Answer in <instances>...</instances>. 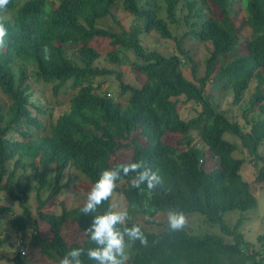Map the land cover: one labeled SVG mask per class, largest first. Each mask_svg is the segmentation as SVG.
Listing matches in <instances>:
<instances>
[{
    "label": "trees",
    "instance_id": "obj_1",
    "mask_svg": "<svg viewBox=\"0 0 264 264\" xmlns=\"http://www.w3.org/2000/svg\"><path fill=\"white\" fill-rule=\"evenodd\" d=\"M141 2L10 0L7 12L14 13L3 20L9 35L0 50V93L4 96H0V192L18 200L23 212L16 214L10 206H0V220L7 219L23 231L29 228L31 243L46 259L59 264L72 248L94 246L86 234L83 241L70 244L63 235L70 220L82 231L92 223L91 215L81 213L84 203L73 208L63 205L60 212L44 210L68 185L64 181L67 170H77L93 185L103 170L143 159L153 171H159L163 186L148 201L130 187L131 176L121 177L130 214L128 226L138 223L132 216L144 215L152 224L158 212L179 208L187 218L200 212L208 222L220 224L222 233L232 241L184 229L170 232L167 227L153 232L139 223L148 245L129 241L126 264H264L260 250L250 248L239 232L245 218H238L233 225L224 220L228 211H246L256 205L250 184L241 173L244 160L233 156L237 145L224 137L227 132L240 138L254 160L262 161L257 178L264 182V156L259 154L264 145V0H245L247 16L238 24L229 8L232 0ZM117 7L137 16L136 23L126 28L118 22L119 31L103 27V21L114 18ZM180 11H186L183 20L188 28L177 39L170 25L180 22ZM245 27L251 34L242 38L240 31ZM151 31L175 39L176 53L148 50L141 35ZM100 38H108L118 47L108 51L115 63L122 64L121 52L134 54L133 69L145 77L140 87L124 83L120 73L94 65L101 53L93 43ZM185 39L206 45L205 74L201 77L195 74L196 62L192 65L194 79L182 70L184 63L192 62L182 45ZM45 46L49 60L44 58ZM33 66L40 79L53 83L55 94L70 89L65 92L70 98L62 112L55 114L34 99L30 83ZM110 74L121 81L118 97L126 96L125 100L108 94L109 88L103 91ZM253 80L258 83L249 107L256 108L258 114L245 126L229 119L207 96L206 87L212 81L220 90L229 91L234 104H240ZM180 97L199 105V114L183 118ZM47 111L51 114L45 120L42 115ZM194 132L207 145L206 152L194 143ZM167 134H179L180 138L172 144L164 139ZM207 160L214 161L216 167L206 168ZM27 167L33 170L38 214L49 225L51 236L43 235L31 220V188L19 182L20 170ZM15 186L22 195L13 189ZM108 205L105 202L98 212ZM263 237L259 236L260 240ZM82 259L84 264H95L86 255ZM11 261L28 264L21 252Z\"/></svg>",
    "mask_w": 264,
    "mask_h": 264
},
{
    "label": "rangeland",
    "instance_id": "obj_2",
    "mask_svg": "<svg viewBox=\"0 0 264 264\" xmlns=\"http://www.w3.org/2000/svg\"><path fill=\"white\" fill-rule=\"evenodd\" d=\"M147 0H142L141 4H144ZM153 4H156L154 0H151ZM230 10L233 12L232 15L236 23H240L242 19L247 16L245 0H232ZM163 7V8H162ZM161 13L163 16L166 15L165 5L161 6ZM14 12H7L5 16L11 18ZM114 18L109 17L107 20L102 22L103 27L109 26L112 30L119 31L120 26L118 22L123 24L126 28L132 26L136 23L137 16L130 14L125 11L122 7H117L113 11ZM186 15V11H180L177 14L180 22L171 24L172 33L177 39H180L182 34L186 32L187 26L184 24L183 17ZM242 38H246L251 34V30L247 27L241 29ZM143 45L148 50H157L165 55H171L176 53V40L173 38H164L160 33L156 31H151L150 33H143L141 35ZM94 46L100 50L101 57L95 62L97 68H107L116 73H120L122 81L126 84H131L137 87H140L145 81V77L133 69V61L135 56L130 51L121 52L122 64L113 62L109 56L108 51L114 47L110 39L100 38L95 41ZM182 45L189 56L192 58V62L184 63L182 70L184 74L189 79H194V72L192 65L194 62L197 63L196 76L201 77L205 74V57L207 53L206 45H202L194 40L185 39L182 42ZM187 62L184 59V62ZM31 69V66H29ZM32 70L34 76L30 79L32 89L34 91L35 98L39 99L41 105L48 107L52 112L60 113L65 109V105L69 100V94H66V91H69V88H64L58 94H55L53 91V83H46L40 79L35 73L36 68L33 66ZM104 78V77H103ZM120 80L116 78V74H110L106 82L103 84V91H106L109 88L110 95L114 96L116 99L118 97V91L120 88ZM258 81L253 80L250 84V89L245 95V99L240 104H234L233 98L230 95L229 91L220 90L214 82L210 81L206 87L207 96L214 106L218 109L223 110L227 113L229 119L236 120L245 126L246 121L251 120L253 116L258 114V110H251L249 107V99L251 95L255 92ZM0 96H4L0 93ZM125 97L120 98V100H125ZM181 101V116L185 119L195 117L200 112V106L193 103L185 101L184 97H180ZM244 110L247 112V115H244ZM51 112L47 111V115L44 117H50ZM46 120V119H45ZM194 143L202 148L205 152L208 150L207 145L204 143L202 138L197 132L193 133ZM224 137L235 143L237 145L236 150L233 153L235 158H240L244 160L242 166V176L249 182L250 189L253 195L256 198V205L246 211L241 210H232L228 211L224 220L233 225L236 223L238 218H245L244 222L239 228V232L243 233L245 240L250 244V248H255L260 250L261 255L264 257V237L260 240L259 236H264V182L260 181L257 176L262 166L261 160H254V156L250 155L247 149L244 148L240 138L231 132H227ZM180 138L179 134H167L164 139L167 142L172 144ZM208 154V153H207ZM259 154L264 156V145L260 146ZM120 159H125L124 156H121ZM13 162V161H12ZM12 165V164H11ZM206 168H215L216 163L214 161H206ZM19 176V182L22 186L28 185L31 188L29 192V208L31 210V220L36 222L39 226V230L43 235L51 236L49 225L40 218L38 214V201L36 193L33 190L34 186V175L31 167H27L26 170L21 169ZM64 181L68 182V185L64 188L62 193L58 194L55 198L50 199L44 210L47 212H60L64 205L66 208H73L80 204L86 202V197L88 192L92 187L91 181L84 177L77 170L71 168L68 169ZM124 181L117 182V188L114 192L115 201L118 202L121 206L127 208V200L122 193V186ZM14 190L20 195V191L15 186ZM48 195V194H47ZM46 196V194H45ZM0 206H10L11 209L16 214H21L23 208L19 205L18 200L10 199L8 192H0ZM132 220L142 224L148 231L160 232L165 227H167V213L158 212L152 220L154 223L148 224L147 217L144 215L132 216ZM188 223L184 230L193 233V234H218L222 235L227 241H232V237L224 235L221 231L220 224H213L206 220L205 215L200 212H193L187 218ZM27 231V232H26ZM20 230L16 227H12L7 219L0 220V241L2 245L0 247V264H13L11 258L16 254V252H21L20 246L27 250V255H23L25 261L28 264H57L55 260L46 259L41 252V249L31 243L30 230ZM63 235L66 241L70 243L83 241L85 238V232L79 228V225L71 220L68 221L63 228Z\"/></svg>",
    "mask_w": 264,
    "mask_h": 264
},
{
    "label": "clouds",
    "instance_id": "obj_3",
    "mask_svg": "<svg viewBox=\"0 0 264 264\" xmlns=\"http://www.w3.org/2000/svg\"><path fill=\"white\" fill-rule=\"evenodd\" d=\"M9 2L10 0H0V50L6 46L9 35L3 23ZM43 51L44 58L51 59L47 46ZM122 176H131L130 187L138 190L140 195L146 196L148 201H151L157 189L163 186L159 171H153L143 159L119 163L103 170L99 179L92 185L81 208L83 215L93 217L92 223L84 231L88 241L94 246L87 249L72 248L59 260V264H84L82 257L85 255L95 264H126L129 241L132 243L139 241L143 246L148 245V238L142 225L133 223L128 226L126 223L130 219L128 209L115 201L114 192ZM105 202H109L108 208L102 213L98 212ZM187 223V216L182 210L168 209L167 228L170 232L183 230ZM21 254L27 255V250Z\"/></svg>",
    "mask_w": 264,
    "mask_h": 264
},
{
    "label": "built area",
    "instance_id": "obj_4",
    "mask_svg": "<svg viewBox=\"0 0 264 264\" xmlns=\"http://www.w3.org/2000/svg\"><path fill=\"white\" fill-rule=\"evenodd\" d=\"M21 250L24 251V249L22 248V246H20Z\"/></svg>",
    "mask_w": 264,
    "mask_h": 264
}]
</instances>
